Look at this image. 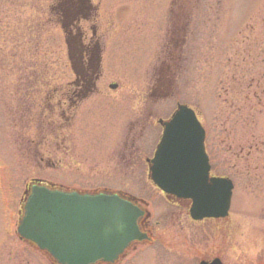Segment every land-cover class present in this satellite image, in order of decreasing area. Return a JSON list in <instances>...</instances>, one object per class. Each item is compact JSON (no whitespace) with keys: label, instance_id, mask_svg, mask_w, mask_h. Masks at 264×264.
Here are the masks:
<instances>
[{"label":"rangeland","instance_id":"rangeland-1","mask_svg":"<svg viewBox=\"0 0 264 264\" xmlns=\"http://www.w3.org/2000/svg\"><path fill=\"white\" fill-rule=\"evenodd\" d=\"M171 1L92 0L104 24L99 92L69 109L65 85L77 77L67 60L65 22L54 15L59 1L0 0V240L7 241L2 256L27 260L34 253L35 264H49L17 241L13 223L9 233L2 231L7 217L13 214L16 222L24 185L41 179L92 194L132 190L148 202L153 222H178L191 236L194 230L193 244L206 252L200 246L193 264L210 252L222 264H264V0ZM172 39L181 51L174 47L165 54L163 47L162 53V43L172 48ZM159 78L168 98L167 105L160 97L155 101L157 116L170 115L179 104L194 110L206 133L211 175L233 183L224 220L194 226L184 213L178 220L161 217L174 207L147 184L142 162L148 158L144 96L148 83ZM23 96L38 107L25 104L22 113L16 98ZM7 97L11 109L4 106ZM228 165H234L231 174ZM129 176L134 177L123 181ZM168 236L156 237L185 239ZM145 257L144 251L133 260ZM163 257L165 264H184Z\"/></svg>","mask_w":264,"mask_h":264},{"label":"water","instance_id":"water-1","mask_svg":"<svg viewBox=\"0 0 264 264\" xmlns=\"http://www.w3.org/2000/svg\"><path fill=\"white\" fill-rule=\"evenodd\" d=\"M160 124L162 136L149 166L152 184L166 196L189 201L192 221L226 218L233 185L209 177L205 133L194 112L179 105ZM23 210L17 235L56 264H113L133 242L148 240L138 227L144 213L113 194L80 195L33 185Z\"/></svg>","mask_w":264,"mask_h":264},{"label":"flooded vegetation","instance_id":"flooded-vegetation-1","mask_svg":"<svg viewBox=\"0 0 264 264\" xmlns=\"http://www.w3.org/2000/svg\"><path fill=\"white\" fill-rule=\"evenodd\" d=\"M59 1L57 4L58 7L56 8L55 14L58 18L59 16L64 20L65 26L63 27V32L65 36V46L67 51V60L70 64V67L75 75L77 77L76 79L69 81L65 85V95L63 92H61L66 100V103L69 106V109H74L79 103L86 101L87 99L91 98L94 93H98L97 90V83H99L100 73L98 70V60L100 59L101 53H102V44H101V35L99 34L101 32V26L104 25L103 23L99 22V18L96 15V12L99 10L98 4L94 5L92 3V0H62V3H60L61 0H55ZM103 1V0H101ZM178 1H182L183 3L186 2V0H172L171 5L176 4ZM188 2V1H187ZM187 7H189L187 5ZM178 8H183L180 4ZM180 33L183 32L184 36V25H182V28L179 30ZM172 32V30H171ZM172 38V37H171ZM183 41L182 38L181 45L183 47ZM171 43V39H170ZM166 43H162L161 51L163 47H166L163 49L162 53L165 52V54H168V50L174 52V47L179 49L178 43L176 40L172 39V48H169ZM182 47L179 49L181 51ZM105 50V49H104ZM173 55V54H172ZM175 55V54H174ZM165 67V66H164ZM163 72H166L167 74H170V70L168 68L163 69ZM163 82H161V79L151 81L148 83V91L145 94V98L148 99V158L142 159V162L147 166V170H149L150 161L153 157L155 148L159 142V139L162 134V128L160 123L165 122L169 120L173 112L169 115L167 114L165 117L163 116H157V112L155 111L157 107V103L155 102L158 97L162 100V105H167L166 98L167 96V88L163 86ZM115 86L113 90L112 87ZM107 88L111 91L116 90V85H108ZM35 93V92H34ZM35 95H33L34 98ZM55 97V96H54ZM32 98V100H33ZM25 99H27V103H25ZM9 97H7L4 101L5 108L11 109V103L8 102ZM29 97L23 96V99H17L16 103H20L21 107L18 108L21 109L22 113H24L23 107L25 104L30 103L31 109L34 111L36 107H38V104L36 102H32ZM152 100V101H151ZM154 101V102H153ZM143 103H146V100L143 99ZM131 105L133 108H135V102L132 101ZM161 105V106H162ZM30 109V108H29ZM165 109V110H164ZM30 110V112L32 111ZM162 110L165 112L167 111V108L164 107ZM39 111V108H38ZM29 112V113H30ZM160 115V114H159ZM138 125V124H137ZM136 127V124L133 128ZM147 128V126L145 125ZM155 138V142L153 139ZM128 162L131 163V165H134L135 163L130 161L133 157V154H129ZM228 171L229 174H231L234 171V165H228ZM134 176H129L126 179H123V181L127 182ZM210 177L212 175L210 174ZM42 181L41 179H31L26 185H24L25 188L28 189V186L30 183H34V181ZM147 184L151 186V188L157 192L167 203L171 204L174 207V210H171L169 212H164L161 214V217L165 218L166 215L170 216V218H173L174 215H176V219H179V216L181 214H185L186 217H188V203L187 202H181L174 200L170 197H166L163 195L160 191H158L152 184L149 176L146 175L145 178ZM35 184V183H34ZM1 185V182H0ZM108 190V189H106ZM73 191V190H69ZM77 191V190H75ZM111 191V190H109ZM24 192V191H23ZM78 193H84L82 191H77ZM29 196V192H26ZM110 193L115 194L120 199L124 201H128L131 204H133L135 207H137L139 210L144 212V217L140 220L138 227L142 234H145L147 236V241L140 242V243H134L126 249L123 254L115 261L114 264H158L157 261H160L162 264H165L162 262L164 259L163 254L166 255V258H168V255L171 257V260L174 259L175 263L182 262L184 264H193V256L195 254H201V248L203 249L202 252H206L205 247L201 248L199 245H195L194 243V230L192 231V236L189 233V230L185 228V225L179 224L178 222H173L170 224L163 225L161 221H152V216L149 211V204L148 202L135 195L132 190H126L124 188H116L114 191H111ZM24 196L25 193H23L22 197L19 200V207L15 212V216H17L16 222L14 219V215L7 217V221L3 222L2 231H4V228L6 226H11L12 223L15 227L14 235L19 243H22V245H29L33 247L30 243L25 242L21 240L16 235V228L18 226V222L20 221L22 215H23V205H24ZM6 202L8 203V196H6ZM183 215H181L182 217ZM11 223V224H10ZM204 223V221L202 222ZM194 226L200 225L196 223H192ZM162 232L168 233V237H179L184 236L185 239L176 241L178 239H168V241H161L156 237L158 234H162ZM5 235V233H4ZM6 238V237H4ZM4 238L0 240V249L3 246L4 243L7 241H4ZM146 247V249L138 250V247ZM34 248V247H33ZM180 248H184V250H181ZM39 256L42 255L49 264L52 263L48 257L42 252L38 251L36 248H34ZM145 251V260H133V258L141 252ZM9 253V252H8ZM30 254V253H28ZM168 254V255H167ZM192 254V255H191ZM10 256V255H9ZM37 257L34 253L30 256L28 255L27 260H19L15 259L16 257H4L1 255L0 251V264L2 263H17V264H35L36 262L39 263L37 260ZM218 257H215L213 253L210 252L209 256H203L202 258L198 259V262L204 261V262H211L213 259H216ZM158 259V260H157ZM36 261V262H35ZM145 262V263H144ZM160 263V264H161ZM101 264V263H99Z\"/></svg>","mask_w":264,"mask_h":264}]
</instances>
